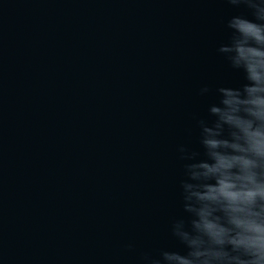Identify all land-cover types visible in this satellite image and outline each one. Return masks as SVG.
Instances as JSON below:
<instances>
[{
    "label": "water",
    "instance_id": "1",
    "mask_svg": "<svg viewBox=\"0 0 264 264\" xmlns=\"http://www.w3.org/2000/svg\"><path fill=\"white\" fill-rule=\"evenodd\" d=\"M0 264H264V0H0Z\"/></svg>",
    "mask_w": 264,
    "mask_h": 264
}]
</instances>
